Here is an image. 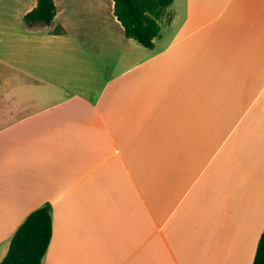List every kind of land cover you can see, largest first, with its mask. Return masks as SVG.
Listing matches in <instances>:
<instances>
[{"label":"crops","instance_id":"1","mask_svg":"<svg viewBox=\"0 0 264 264\" xmlns=\"http://www.w3.org/2000/svg\"><path fill=\"white\" fill-rule=\"evenodd\" d=\"M53 1L52 24L29 27L36 0H0V66L19 75L0 83L25 90L0 84V261L48 206L41 264H251L264 231V0H184L149 49L124 36L112 0L100 27L97 0L72 14Z\"/></svg>","mask_w":264,"mask_h":264},{"label":"trees","instance_id":"2","mask_svg":"<svg viewBox=\"0 0 264 264\" xmlns=\"http://www.w3.org/2000/svg\"><path fill=\"white\" fill-rule=\"evenodd\" d=\"M113 15L126 38L145 48H152L159 35V20L165 15L172 0H112ZM55 17L53 0H36L35 7L23 16L31 27L37 24L50 26ZM61 32L59 27L52 31ZM51 237L49 207L32 211L12 235L6 254L0 264H41ZM251 264H264V231L261 234Z\"/></svg>","mask_w":264,"mask_h":264},{"label":"rangeland","instance_id":"3","mask_svg":"<svg viewBox=\"0 0 264 264\" xmlns=\"http://www.w3.org/2000/svg\"><path fill=\"white\" fill-rule=\"evenodd\" d=\"M87 2V0H58L57 1V9L58 11L60 10H65L66 14H72V12H74L75 10H77L79 7L81 8V5L83 6V4H85ZM111 0H97L96 3L92 2V10L96 9L97 11V15L95 16L96 22H97V26H102V25H107L106 21L107 18L109 17V5H110ZM88 5V4H86ZM85 5V6H86ZM88 6H86V9ZM177 10V12H179V14L183 13L184 11V0H174V3L172 4V6L167 8V11L165 13V15L163 16L162 19L159 20V26H160V34L162 39H156L157 43L160 44L163 41H167L168 37H169V33H170V21H169V17H170V13L171 10ZM181 17L183 16L180 15ZM26 25V24H25ZM20 26V25H19ZM2 31V30H1ZM7 33V32H6ZM9 36L7 34L5 35H1L0 34V56H3L5 54L8 53L9 49H8V44L6 41V39ZM106 66V64H105ZM104 66V68H105ZM0 76H2L3 79H7L9 80V77H13V78H17V74H15L14 71L11 70V68H9V66H0ZM2 85V89H7L8 90V85L11 84H15V86H17L18 88L16 89L15 92H17V94H20L21 92L25 91V90H20L19 87V82H15V83H11V81L8 82H3L0 83ZM26 89V88H24ZM31 105H36V106H40L41 104L38 102L35 103H31Z\"/></svg>","mask_w":264,"mask_h":264}]
</instances>
